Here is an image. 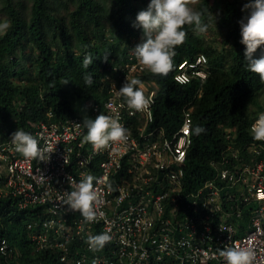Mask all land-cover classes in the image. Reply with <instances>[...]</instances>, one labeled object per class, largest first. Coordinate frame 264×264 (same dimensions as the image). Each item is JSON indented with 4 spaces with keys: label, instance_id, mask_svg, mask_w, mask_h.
Listing matches in <instances>:
<instances>
[{
    "label": "built area",
    "instance_id": "built-area-1",
    "mask_svg": "<svg viewBox=\"0 0 264 264\" xmlns=\"http://www.w3.org/2000/svg\"><path fill=\"white\" fill-rule=\"evenodd\" d=\"M207 69L203 54L183 59L173 81L202 82ZM147 70L130 52L125 64L106 76V98L90 102L85 116L56 121L48 112L45 120L29 122L38 146L46 149L43 160L23 157L0 136V198L34 215L26 226L34 250H55L65 264H225L220 251L226 246L251 249L252 264H264V141L238 145L234 129L225 128L222 159L210 162L214 176L187 191L191 109L183 111L179 127L167 136L154 125V87L144 90L142 84L147 105L139 111L114 91L126 77ZM100 113L118 117L126 141L99 150L85 141L86 129L75 124ZM89 174L96 178L97 193V216L91 222L65 203V192L75 186L68 177L79 181ZM101 232L111 240L93 251L87 238ZM7 249L0 238V252Z\"/></svg>",
    "mask_w": 264,
    "mask_h": 264
},
{
    "label": "trees",
    "instance_id": "trees-1",
    "mask_svg": "<svg viewBox=\"0 0 264 264\" xmlns=\"http://www.w3.org/2000/svg\"><path fill=\"white\" fill-rule=\"evenodd\" d=\"M0 2V14L11 24L0 36V136L10 139L17 128L32 134L29 122L45 120L48 112L56 121L85 116L89 105L77 112L72 99L78 103L103 101L109 87L106 76L125 64L131 40L141 35L132 22L150 0ZM247 2L201 0L196 9L205 21L211 4L222 7L218 26L228 46L225 53L204 47L193 34L196 28L185 25V40L176 46L168 73L147 70L136 75L143 83L155 84L154 125L167 136L179 127L183 111L191 109L192 144L184 167L187 191L198 189L214 176L210 162L222 159L225 128L234 129L238 145L254 140L248 128L264 106L253 115L248 110L258 105L264 80L247 70L240 43L238 21L246 14L242 9ZM199 54L207 59L206 79L176 84L173 75L178 63L194 60ZM86 55L93 60L88 67L83 64ZM27 56L28 67L24 63ZM88 75L92 76L91 84L86 83ZM197 126L204 131L196 134L193 129ZM26 213L29 211H18L12 199L0 198V238L9 243V248L0 252V264H61L54 252L37 253L33 247L22 250L20 246L25 244H19L17 236L11 239L10 230L16 229Z\"/></svg>",
    "mask_w": 264,
    "mask_h": 264
},
{
    "label": "clouds",
    "instance_id": "clouds-1",
    "mask_svg": "<svg viewBox=\"0 0 264 264\" xmlns=\"http://www.w3.org/2000/svg\"><path fill=\"white\" fill-rule=\"evenodd\" d=\"M242 10L246 14L238 21V25L240 43L244 46L246 68L264 80V0H248ZM215 18L217 19L216 16ZM185 25H193L202 34L206 33L209 27L208 23L202 20V13L191 7L185 0H150L145 9L138 11L132 22V27L141 32L140 42L131 48L137 62L154 74L166 75L172 67L176 46L185 40ZM10 26V21H0V34H6ZM258 49H260V54L257 56ZM92 63L91 55H86L83 59L84 66L88 67ZM86 83H92L91 75L86 77ZM142 84L143 82L138 78L129 80L126 77L119 90L114 87V91L117 96L124 98L130 109L139 111L147 105L141 90ZM75 125L86 129L85 141L91 143L97 150L109 146L111 142L127 140V130L114 115L100 113L95 118L85 117L81 123ZM193 131L199 134L204 129L197 126ZM250 133L254 140L264 141V112L258 114L251 125ZM10 142L15 151L23 157L44 159L46 149L38 146V140L31 133L17 128L11 134ZM94 179L96 178L90 174L85 175L79 181L69 176V183H74L75 186L65 192L67 208L78 210L89 222L97 216L94 208L97 200V193L93 186ZM110 240L109 233L101 232L89 236L87 243L89 248L95 251L102 249ZM7 244L9 248L8 241ZM32 247L34 250L33 244ZM45 251L54 252L60 261V254L57 251ZM220 255L224 258L225 264H252L254 254L248 248L226 246L220 251ZM60 263L65 264L61 261Z\"/></svg>",
    "mask_w": 264,
    "mask_h": 264
},
{
    "label": "rangeland",
    "instance_id": "rangeland-1",
    "mask_svg": "<svg viewBox=\"0 0 264 264\" xmlns=\"http://www.w3.org/2000/svg\"><path fill=\"white\" fill-rule=\"evenodd\" d=\"M63 1H65V0H63ZM185 2L188 3L191 7H193L196 10L197 7L199 6V4L201 3V0H185ZM211 3H213V0H211ZM27 4L29 5V3H27ZM0 7H1V2H0ZM221 9H222V7L220 5L215 6V5L211 4V10H210L211 12H209V14H210L209 18L204 21V22L208 23V25H209L207 32L202 34V33H199L195 29L193 31V34L199 40L203 41L204 47H206V48L209 47L212 50L217 51L218 53H225L228 46L224 44V37L222 34L223 31H222L221 27L218 26V18L220 16ZM215 16L217 17V19L215 18ZM215 19H216V23H215ZM0 21H6V17L3 14H0ZM2 35L3 34H0V36H2ZM140 40H141V35L133 38L131 40V45H130L131 48H134L136 46V44L140 42ZM130 52H132L131 49H130L129 53ZM28 58H29V56H27V58H25V60H24V63L27 67L31 66ZM145 85H146V87H143L144 90L146 88H149V87H154L155 89H157L154 83H146ZM72 102H73V107L77 110V112H79L80 109H82L83 107L87 108L89 105L88 102L78 103L74 99H72ZM263 106H264V90L258 96V105L257 106H250L248 112H249V114L253 115L254 113L260 112V109ZM33 220H34V218H32V215L30 213H26L22 217V220H21L20 224L16 227V229L10 230L11 239H12V237L17 236V242L25 244L26 247L25 246L21 247L19 245L22 250H24L26 248L27 249L32 248V245L29 244V242H28V241H30L29 240V234L24 227H26V225L28 223L32 222ZM246 226L248 227V223L245 225V227ZM16 233H18V235H16ZM11 239L9 240L10 243H12Z\"/></svg>",
    "mask_w": 264,
    "mask_h": 264
}]
</instances>
